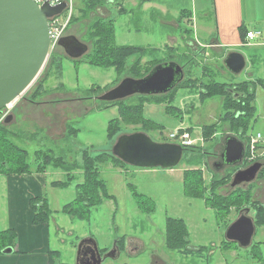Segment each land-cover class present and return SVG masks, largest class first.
<instances>
[{"label":"rangeland","instance_id":"obj_1","mask_svg":"<svg viewBox=\"0 0 264 264\" xmlns=\"http://www.w3.org/2000/svg\"><path fill=\"white\" fill-rule=\"evenodd\" d=\"M68 2L69 9L54 20V26L60 36H74L86 44L87 54L74 60L65 54L63 48L53 43L47 63L38 79L25 94L6 106L7 109L5 107L1 110L12 116V122L6 124L5 120L1 122L3 116L0 118V126L5 125L7 130L34 137L29 142L20 140L21 147L27 150L31 162L38 163L37 152H41L42 156L47 154L51 158H63L64 162L60 165H72L73 162L82 165V155L85 154L83 149L94 147L108 151L109 156L101 159L102 163L98 164V168L110 198L103 199L98 190H93L86 197L88 205H84L81 210L76 209L83 214V220L72 221L64 214L51 217V241L58 245L61 252L59 261L63 264H76L78 244L83 239L93 237L100 249L106 248L105 252L111 251L116 242L120 251L122 250L116 260L107 259L102 264H215L218 258L224 259L229 255H234L235 258L240 255L243 264H264V248L261 254L258 244L255 251H249L236 248L239 246L235 247L225 239L227 228L238 218L243 208L250 207L252 211L249 216L255 218L257 206H264L260 202L262 194L257 191V188L263 187L261 192H264V170L257 175L254 182L231 187L237 169L250 167L253 158L264 161V127L262 124L256 127L252 125V118L247 136L241 140L246 147V156L241 165L227 166L222 170L214 167V162L220 161L225 139L238 136L239 133V124H233L232 120L237 111L234 105L230 108L232 94L226 98L224 89H218L216 85L219 84L216 80L222 75L229 76V80L233 77L221 64V56L213 48L198 46L184 32V24H175L170 19L160 23L167 27L177 25L181 32L178 39L171 40L170 45L165 46L161 32L152 30L151 26H155L153 21L158 19L157 15H152L143 17L142 27L147 33H143L145 35L142 37H133L135 45L147 49L140 56L141 60L136 54L129 57L123 63L120 74L111 69L86 65V60L102 53L107 60L111 58L108 52L100 51L94 43L98 30L92 28L93 25L96 26L95 20H115L116 45L129 41L122 28V20L125 18L119 15L128 11L131 4L129 1V6L124 4L126 0ZM112 41L114 42L113 37L109 36L104 46L113 44ZM138 59L139 63L136 61ZM167 62L178 63L185 72L183 81L168 94L133 96L118 102V107L110 108H107V102L98 100L124 79H141L157 65ZM61 67L62 77L59 72ZM134 75L138 77L135 78ZM242 84H226L224 88H231L235 93L242 94L247 90ZM257 87L260 109L264 111V90ZM87 90L89 93L84 92ZM203 92H216V95L206 96ZM223 93L225 96H220ZM253 101L254 98H251L247 104L252 106ZM132 106L135 115L138 116L141 111L147 122H142L130 114L132 117L119 121L120 132L108 142L107 124L119 118V107L126 110ZM136 132L145 133L154 142L161 144L181 145V142L188 139L193 142L190 147H195L196 150L185 152L180 164L173 169H140L120 164L115 160L112 148L119 136ZM254 133L261 135V142L253 149L250 138ZM68 135L70 137L67 140ZM87 154L95 155L91 150ZM50 167L52 166L49 165L46 169ZM187 171L200 176L207 204L205 199H194L185 195L184 173ZM69 176L70 174L62 173L57 179L66 181ZM72 176L75 183L84 182L82 171L76 170ZM72 186L74 182L67 189L55 191L56 195L51 199L52 208L60 209L75 199ZM130 187H135L140 194L149 197L146 203L136 200ZM240 193L242 196L235 203V198ZM227 197L231 198L232 204L230 199L226 200ZM150 198L154 205L150 203ZM98 202L101 203L97 205ZM53 217L65 229L59 234V243L55 240ZM168 218L185 221L192 247H207L202 252L170 250L166 237ZM258 227L260 229L263 226ZM261 240L264 241V234ZM124 249L126 253L123 252Z\"/></svg>","mask_w":264,"mask_h":264},{"label":"crops","instance_id":"obj_2","mask_svg":"<svg viewBox=\"0 0 264 264\" xmlns=\"http://www.w3.org/2000/svg\"><path fill=\"white\" fill-rule=\"evenodd\" d=\"M127 1L130 2L131 8L128 11L122 12L123 14L119 13L122 14L119 16L125 18L122 20V28L127 34L128 38L126 39L129 41L117 46H137L133 42L134 38L142 37L145 35L143 33H147L143 31V17L157 15L158 19L153 21L155 26L151 27L152 30L161 32L165 46L170 45L171 40L178 39L181 32V29L177 28V25L167 27L160 23L165 19H170L175 24H184V32L188 33L198 46L213 48L218 56H221V64L223 65L224 60L229 54L233 52L242 54L246 61L244 70L240 74L234 75L226 69L233 77L229 80L227 78L229 76L222 75L216 81L222 85L231 84L235 86L242 83L253 85L255 117L253 118L252 125L256 127L262 124L264 127V114L258 115L259 112L264 113V111L260 109L257 87L259 86L264 90V0H126L124 4L127 5L129 3ZM110 20L114 22L115 26V20ZM249 32H259L260 36L254 39H248L247 33ZM116 35L115 31V41ZM111 70L115 71L113 68ZM244 71L245 74H243ZM235 97L237 98V95ZM255 134L257 135V133L252 135ZM239 139L243 140L241 137ZM29 162L32 166L33 173H0V231H13L16 234L13 245L7 247L11 248L12 252L10 254L0 253V264H49V253L51 251L58 252L59 258L61 257L58 245H54L51 241L50 224L53 215L57 217L56 215L63 214L62 209L65 205L60 209H54V207L52 208L51 199L56 195V190L69 188H60L54 185L55 183L65 182L57 178L59 174L67 173L62 169H55L54 167L37 173L35 171V161L31 162L29 160ZM216 163L218 162H214V164ZM239 170L237 169L236 172ZM263 170L264 168L260 172ZM72 187L74 189V186ZM258 190L262 194L260 202L264 204V192H261L263 187L257 188ZM43 199H45L46 206L52 214L47 222L37 224L35 223L33 200H36L34 203H39ZM40 206V203L37 204V207ZM56 219L53 217L56 231L55 240L59 243V234L63 233L65 229L62 225H59ZM71 219L72 221L75 220L73 218ZM262 234H264V226L260 229L256 226V233L253 237L252 245L248 248L249 251H255L254 248L258 244V251L262 254V249L264 248V241L261 240ZM230 243L234 244L235 247L238 246L234 242ZM228 245L231 244H226V246ZM98 248L100 252L106 250V248L100 249L99 246ZM222 256L224 258V255ZM238 256V258H235L234 255H229L224 259L220 257L215 261V264H243L240 260V255ZM255 261L257 260L255 259Z\"/></svg>","mask_w":264,"mask_h":264},{"label":"water","instance_id":"obj_3","mask_svg":"<svg viewBox=\"0 0 264 264\" xmlns=\"http://www.w3.org/2000/svg\"><path fill=\"white\" fill-rule=\"evenodd\" d=\"M66 5L52 7L37 5L33 0H0V112L25 94L42 73L52 48V33L48 19L60 15ZM58 46L65 54L78 60L88 52V46L74 36L61 38ZM226 69L234 75L240 74L245 66V57L237 52L224 60ZM185 77L182 66L175 62L159 64L141 79L126 78L116 87L105 92L99 101L113 103L133 96H157L171 92ZM12 116L5 123L12 122ZM186 151L179 144L157 143L142 132L123 134L118 137L112 154L131 167L140 169L176 168ZM246 156L245 144L237 137H227L221 154L223 163L214 167H237ZM264 164L256 162L239 170L233 177L231 187L253 182ZM250 208L241 210L238 218L227 228L225 239L239 248L248 249L256 233V224L250 217ZM84 250L92 254L93 264L105 260H116L119 252L113 248L102 254L93 237L83 239L77 246L76 264L82 263ZM11 248L3 251L10 254ZM83 264H90L89 262Z\"/></svg>","mask_w":264,"mask_h":264},{"label":"trees","instance_id":"obj_4","mask_svg":"<svg viewBox=\"0 0 264 264\" xmlns=\"http://www.w3.org/2000/svg\"><path fill=\"white\" fill-rule=\"evenodd\" d=\"M92 1H101V0H92ZM96 26H92L94 30H97V34L95 35L94 43L96 46H98V49L103 52H108L107 54L111 56L110 59H106V57L103 56L102 54H99L98 57L94 56L90 60H86L85 64H88L90 66L96 67V68H102V69H115V71L120 74L121 71L123 70L122 68L123 63L126 62V60L135 55H143L145 51L147 50L144 47H138V46H122L119 47L116 45L115 42V28H114V22L112 20L103 22L100 20H95L94 23ZM109 36L113 37V44H105L106 40L109 39ZM141 60V57H140ZM139 59L136 60L137 63L140 61ZM136 65V63H135ZM61 77H62V67L59 70ZM135 74H139L137 72H133ZM135 76V75H134ZM138 77V76H137ZM135 76V78H137ZM141 78V77H140ZM218 89H224L226 93V98L227 95L232 94L231 99V106L234 105V109H237L235 114L232 116L233 124L237 123L238 125V131L241 132L239 137L242 139L247 136L246 134L249 131V125L252 120L255 108L254 105L249 106L247 102L252 98H254V86H251L250 84H242V87H246L247 90L245 93H235L234 90L231 88H224V85L222 84H216ZM93 89H101L100 87H92ZM90 90V89H89ZM84 91L86 93H89L88 91ZM103 90V89H102ZM225 93L220 94L225 96ZM202 94H206V96L209 95H216L215 93L211 92H203ZM237 95V98L234 96ZM144 97V96H141ZM233 97V98H232ZM118 102H113V103H108L110 107H115ZM254 102V101H253ZM233 103V104H232ZM250 104V102H249ZM253 104V103H252ZM134 106L130 107L129 109H122L119 107V118L118 119H113L111 120L108 125H107V141H112L113 138L116 136L118 132H120V128L118 127L119 121H122L123 119L129 118V117H138L136 119H141L142 122H147L144 120V117L140 111L138 112V116L135 115L134 112ZM132 116H129V115ZM78 132V130H77ZM238 136H234L239 138ZM70 135L67 136V140L69 139ZM34 139V137H28L27 135L23 134V132H15V131H9L6 129V126L2 125L0 126V173L3 174H30L33 173L32 171V166L29 162L30 160V155L27 152V150L23 147H21V141L23 140L24 142H29V140ZM19 143V144H18ZM93 152V156L87 154L88 151ZM196 150L195 147H186V151H194ZM83 154L82 155V161L83 164L80 165L79 163L73 162L72 165L68 164H63L60 165L63 160V158H51L50 155H44L42 156L40 153L37 152L38 158L36 161H39L36 163V169L35 171L37 173L44 172L46 170V167L49 165L62 169L67 173V175L70 174L68 179L65 182H59L55 183L54 185L60 187V188H67L72 185L74 181H76L73 176L71 175L74 171H82L84 175V182H79L75 183L74 189L76 192V197L75 199L69 203L66 204L63 209L62 213L65 215L70 216L71 218L75 220H83L84 217L82 216L79 211H76L78 208L81 210L84 205H88V200L86 197H88L89 192H93V190H98L99 195L103 199H108L110 196L108 195V192L106 191V183L105 181L101 178L100 176V169L98 168V164L102 163L101 159L103 157L109 156L107 153V150H101V149H96L94 147H89L85 148L82 150ZM43 153V152H42ZM41 155V157H40ZM112 155V154H111ZM113 157V156H112ZM114 158V157H113ZM116 161H118L120 164L126 165L122 161L118 160L115 158ZM127 166V165H126ZM184 183H185V195L189 198H194V199H205V202L207 204V201L205 197V193H203L202 190V181L200 176H198L196 173H192L191 171H187L184 173ZM131 191L133 193V197L138 200L140 203L145 202L146 199H149V197L140 194L137 189L134 187H130ZM234 196V194L232 195ZM231 195L229 197L233 198ZM242 194H238L235 198V203H237V199L239 200ZM227 197L226 200L230 199V203L232 204L233 201L231 198ZM151 199V198H150ZM224 200V199H223ZM33 200V208L35 210V223L41 224L47 222L48 218L52 214V212L47 208L45 199L42 200V202H39L41 204L40 207H37V204L39 203H34ZM102 201V200H100ZM149 202V201H147ZM101 202H98L100 204ZM146 203V202H145ZM152 205H154L153 200L151 199L150 202ZM223 203V201L221 202ZM255 204V203H254ZM255 206V205H254ZM213 207V206H212ZM214 208V207H213ZM77 209V210H78ZM255 224L256 226H264V206H257L256 210V216H255ZM166 230H167V246L170 250H178L180 252H202L204 250V247H192L190 245L189 241V232L187 225L184 220L182 219H176V218H168L166 221ZM16 239V234L13 231H5L1 232L0 231V253L3 252L7 247L10 245H13L14 241ZM118 244V242H117ZM125 244V243H124ZM105 252V251H104ZM103 252V253H104ZM49 258H50V263L49 264H63L61 261H59V253L58 252H53L51 251L49 253Z\"/></svg>","mask_w":264,"mask_h":264},{"label":"built area","instance_id":"obj_5","mask_svg":"<svg viewBox=\"0 0 264 264\" xmlns=\"http://www.w3.org/2000/svg\"><path fill=\"white\" fill-rule=\"evenodd\" d=\"M37 5L39 6H43L45 4H48L52 7H55V6H58V5H61V4H65L66 7L65 9L63 10V12L58 15V16H54V17H51L48 19V22H49V25H50V29H51V33H52V45L53 43H55V45H58L59 41L61 40V38H63V36H60L59 33H58V30L55 28L54 26V20L61 16L67 9H69V2L68 0H33ZM71 1V0H69ZM260 36V33L259 32H249L247 33V38L248 39H254V38H257ZM9 106V105H8ZM7 106V107H8ZM6 107V109H7ZM1 116H3V118H1ZM9 115H7L5 113V110L4 111H1L0 112V118H1V122L2 120L4 121ZM250 142H251V147L254 149L255 145L260 143L261 142V135H254L250 138ZM192 143L191 141H189L188 139L184 140V142H181V145H183L184 147H190L192 146ZM254 159V158H253ZM253 163L251 165H253L254 163L256 162H260V163H263L261 161H258V160H253Z\"/></svg>","mask_w":264,"mask_h":264},{"label":"flooded vegetation","instance_id":"obj_6","mask_svg":"<svg viewBox=\"0 0 264 264\" xmlns=\"http://www.w3.org/2000/svg\"><path fill=\"white\" fill-rule=\"evenodd\" d=\"M245 159V158H244ZM244 161V160H243ZM218 162H220V163H223L222 162V160H221V158H220V161H218ZM215 165V164H214ZM240 169V168H239ZM240 170H244V169H240ZM246 208V207H245ZM245 208H243V209H245ZM242 209V210H243ZM115 250H117V252H119V254L122 252V250L120 251V247H119V245L117 244V242H116V244H115ZM123 252H125L126 253V251H125V249H124V251ZM102 254H104L103 252H101ZM82 263H80V264H83V263H86V262H89L90 264H93V256H92V254L91 253H89V251H85L84 250V252H83V255H82ZM155 264H160V263H155Z\"/></svg>","mask_w":264,"mask_h":264}]
</instances>
